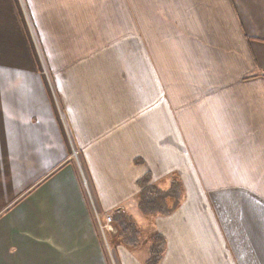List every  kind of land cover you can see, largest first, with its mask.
<instances>
[{"label": "crops", "instance_id": "0c3cea01", "mask_svg": "<svg viewBox=\"0 0 264 264\" xmlns=\"http://www.w3.org/2000/svg\"><path fill=\"white\" fill-rule=\"evenodd\" d=\"M24 2L40 56L0 17V264H145L99 225L143 178L183 191L139 212L159 264H264V0Z\"/></svg>", "mask_w": 264, "mask_h": 264}, {"label": "rangeland", "instance_id": "374dc122", "mask_svg": "<svg viewBox=\"0 0 264 264\" xmlns=\"http://www.w3.org/2000/svg\"><path fill=\"white\" fill-rule=\"evenodd\" d=\"M16 13L15 17H10L12 16L13 10ZM11 12L10 16L7 15L8 21L6 20V13ZM2 16L3 18V22L4 23H12L13 21L15 22V24H21V27L25 33L26 36H30L32 37V39L35 42V47H36V52L38 54V56H40V49H39V44L36 41V38L34 37V31L32 28V24L30 21V16H29V12L27 10L26 4L24 2V0H0V17ZM18 38H21V35L18 34L16 35ZM73 153L74 151L76 152V154L74 153V155H77V150H72ZM127 214L129 213L130 217H131V221L133 222V227H131L130 229V233L127 234L126 237H130L131 239H133L135 241V245L131 246L129 244H127V248L129 249V251H132L134 255H136L139 259H141V257L144 256V259L148 258V253H149V245H150V238L149 235L152 233L151 231H155V224L154 222H152L151 220H149L146 217H142V215L139 214L140 211L137 210V207L132 206L131 203L129 202L128 206H127ZM117 212V211H114ZM112 211L109 212H105V213H99V225L102 223H104L105 221V216H110L111 217V229H105V231H101L102 233L104 232V235H106V239L109 242V244L111 243V247L113 248L116 242H120L123 243V240L121 239V237H118V227L116 226L117 222L115 220V216L113 215ZM142 214V213H141ZM110 236H113L115 238V240ZM118 237V238H117ZM149 240V241H148ZM115 252L113 250L114 256H115ZM116 262L115 264H120L119 261V257L118 254L116 252ZM113 259V257H112Z\"/></svg>", "mask_w": 264, "mask_h": 264}, {"label": "trees", "instance_id": "16d2710c", "mask_svg": "<svg viewBox=\"0 0 264 264\" xmlns=\"http://www.w3.org/2000/svg\"><path fill=\"white\" fill-rule=\"evenodd\" d=\"M137 208L143 215H168L175 211L182 197V187L178 180L172 179L166 190H161L154 184H149L146 178L139 182ZM116 226L118 227V237L131 246L135 241L126 237L130 233L133 222L130 215L124 212H117L115 215ZM149 253L145 264H159L165 250V239L160 234H153L150 238Z\"/></svg>", "mask_w": 264, "mask_h": 264}, {"label": "built area", "instance_id": "2783aa9c", "mask_svg": "<svg viewBox=\"0 0 264 264\" xmlns=\"http://www.w3.org/2000/svg\"><path fill=\"white\" fill-rule=\"evenodd\" d=\"M74 153L76 154V152L74 151ZM111 217L108 215V216H105V221L104 223L100 224V228L102 231H105V229H108L110 230L111 229Z\"/></svg>", "mask_w": 264, "mask_h": 264}]
</instances>
